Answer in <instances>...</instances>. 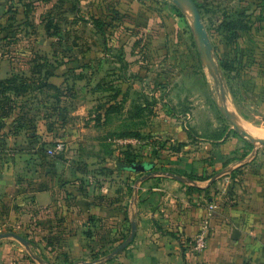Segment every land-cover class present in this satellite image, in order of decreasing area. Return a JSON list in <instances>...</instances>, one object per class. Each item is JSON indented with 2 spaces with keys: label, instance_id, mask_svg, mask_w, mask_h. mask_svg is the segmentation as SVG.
Wrapping results in <instances>:
<instances>
[{
  "label": "rangeland",
  "instance_id": "obj_1",
  "mask_svg": "<svg viewBox=\"0 0 264 264\" xmlns=\"http://www.w3.org/2000/svg\"><path fill=\"white\" fill-rule=\"evenodd\" d=\"M197 2L211 69L190 14L171 0H0V174L11 163L20 188L9 195L13 212L5 213L18 225L1 233L26 240H3L0 264H125L133 240L109 255L130 229L108 245L114 237L95 239L80 212L91 187L85 176L100 193L116 159L128 153L152 164L147 146L165 148L157 139L163 130L181 127L193 147L233 135L264 152L256 142L264 139L249 131L264 132V0ZM133 138L141 146L133 148ZM57 143L64 154L49 156ZM76 157L72 173L82 178L73 188L61 177L62 164ZM90 158L100 160L85 164ZM48 178L54 201L45 209L25 190ZM191 241L185 257L201 255L190 251Z\"/></svg>",
  "mask_w": 264,
  "mask_h": 264
},
{
  "label": "crops",
  "instance_id": "obj_2",
  "mask_svg": "<svg viewBox=\"0 0 264 264\" xmlns=\"http://www.w3.org/2000/svg\"><path fill=\"white\" fill-rule=\"evenodd\" d=\"M157 139L167 143L165 148L147 146L154 156L151 173L125 167L122 163L134 159L127 153L116 159L120 161L110 169L112 179L102 183L105 187L100 193L93 189L92 176H85L90 178L91 187L87 189L89 197L81 198L87 204L80 212L88 216L94 238L110 235L114 239L108 240V245L119 244L120 236L131 231V223L136 222L134 255L124 257L125 264H264V152L233 135L205 139L199 143L202 147H193L190 136L177 126L163 130ZM128 142L133 148L141 146L135 138ZM83 149L79 144L78 153ZM92 158L85 164L100 160ZM72 160L62 164L65 171L61 177L76 188L82 175L72 173L78 157ZM116 160L109 159L112 163ZM12 167L5 163V169L1 168L4 175L0 174V235L10 233H1L2 230L18 225L13 216L5 215L13 212L9 195L20 194ZM219 173L223 176L209 184ZM50 182L49 178L44 179L41 185L34 183L25 190L45 209L54 201ZM100 195H108V202L94 200ZM205 220L206 249L196 257H185V241L193 240ZM105 225L108 229L101 228ZM7 239L0 238V244ZM144 252L150 253L142 257Z\"/></svg>",
  "mask_w": 264,
  "mask_h": 264
},
{
  "label": "water",
  "instance_id": "obj_3",
  "mask_svg": "<svg viewBox=\"0 0 264 264\" xmlns=\"http://www.w3.org/2000/svg\"><path fill=\"white\" fill-rule=\"evenodd\" d=\"M175 5H177L179 8L182 10L187 11L190 14V19H191V25L192 29L194 32V35L197 39V44L199 48V54L202 58V60L205 62L206 67L208 69H211L213 67V52H212V45L209 41L208 35L206 33V30L202 24L200 12L197 9L195 3L191 0H171ZM233 125H235L233 123ZM237 131L240 133L241 137H250V135L243 131L242 129L238 128L235 125ZM257 144L261 147H264V141H257ZM153 169V166L148 164V163H142V164H137L133 165L130 167L131 171L135 172H146V173H151ZM223 173H219L216 175L214 178L211 179L209 184L213 183L216 181L218 178L222 177ZM136 233V222L131 223V231L129 237L126 239V241L122 244H120L110 255L109 258H112L113 256L117 255L121 251H123L134 239ZM0 238H13L21 243H26V240L22 237H20L17 234L14 233H7V234H2L0 235Z\"/></svg>",
  "mask_w": 264,
  "mask_h": 264
},
{
  "label": "built area",
  "instance_id": "obj_4",
  "mask_svg": "<svg viewBox=\"0 0 264 264\" xmlns=\"http://www.w3.org/2000/svg\"><path fill=\"white\" fill-rule=\"evenodd\" d=\"M65 152V145L64 143H57L54 148L49 149L47 154L49 156H53L56 154H61ZM209 209L212 210L213 207L209 206ZM207 227H208V220H205L203 226L201 227L200 231L196 234V236L191 241L190 251L194 254H201L204 252L207 246Z\"/></svg>",
  "mask_w": 264,
  "mask_h": 264
},
{
  "label": "trees",
  "instance_id": "obj_5",
  "mask_svg": "<svg viewBox=\"0 0 264 264\" xmlns=\"http://www.w3.org/2000/svg\"><path fill=\"white\" fill-rule=\"evenodd\" d=\"M191 1H193L194 3H195V5H196V7H197V9L198 10H200L201 9V6H203V5H201V4H199L198 2H197V0H191ZM228 26V25H227ZM230 26H232V25H230ZM242 28H245L244 26L242 27ZM234 36V38L235 37H237V35H233ZM2 86H4L5 85V82H1L0 83ZM20 89H22V88H20ZM24 89V88H23ZM64 153V152H63ZM63 153H61V154H56V155H62ZM130 161V160H129ZM127 161V167L128 168H130V166H133L135 163L133 162V161ZM129 163V164H128ZM126 167V166H125ZM189 178V177H188ZM190 179H197V180H200V181H203V178H201V177H196V176H190Z\"/></svg>",
  "mask_w": 264,
  "mask_h": 264
},
{
  "label": "bare ground",
  "instance_id": "obj_6",
  "mask_svg": "<svg viewBox=\"0 0 264 264\" xmlns=\"http://www.w3.org/2000/svg\"><path fill=\"white\" fill-rule=\"evenodd\" d=\"M237 121V120H236ZM233 122V121H232ZM238 123H239V125L241 126V124H240V122L239 121H237ZM234 123V122H233ZM235 124V123H234ZM244 128V127H243ZM250 131V134L252 135V136H256V137H259V138H262V139H264V132L263 131H257V130H249Z\"/></svg>",
  "mask_w": 264,
  "mask_h": 264
}]
</instances>
